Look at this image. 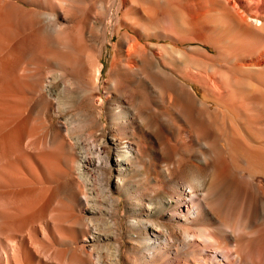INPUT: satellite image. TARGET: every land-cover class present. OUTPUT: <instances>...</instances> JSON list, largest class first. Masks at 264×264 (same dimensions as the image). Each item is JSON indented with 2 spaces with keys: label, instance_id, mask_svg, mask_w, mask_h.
<instances>
[{
  "label": "bare ground",
  "instance_id": "obj_1",
  "mask_svg": "<svg viewBox=\"0 0 264 264\" xmlns=\"http://www.w3.org/2000/svg\"><path fill=\"white\" fill-rule=\"evenodd\" d=\"M206 1L212 12L221 9L231 12L233 22L250 28L254 34H264V26L259 28L255 21L248 23L246 17L236 14L240 8L263 11L264 0ZM120 11L125 18L120 19ZM134 15L138 19L146 17L142 9L134 8L132 0H0V264H120V226L109 219L112 214L120 216V192L127 202L122 212L129 215L130 237L149 256L171 249V243L186 250L196 238L203 241L204 245L200 243L203 252L208 250L207 244L225 241L227 258L234 260L236 236L242 233H236L229 223L235 211L228 210L227 224L211 216L205 198L207 190L226 195L232 192L235 201L249 203L254 215L264 213V188L256 185L255 176L248 181L242 178L243 173L235 172L234 161L223 147L225 138L219 134L220 171L214 166L205 169L200 164L183 161L176 166L182 181L169 182L168 191L167 185L159 189L151 183L133 192L127 186L139 166L138 158L142 161L145 157L132 153V143L127 137L120 138V131L125 134L131 129L128 119L131 108L125 105V93L132 92L145 64L164 73L159 65L150 63L147 50L150 45L141 43V33L133 27ZM121 27L126 32L120 38ZM75 35L84 40L85 55L82 51H68V43L63 40L70 41ZM114 37L117 41L111 78L104 81L103 99L98 95L104 66L96 56V48L100 45L106 48ZM205 45L211 49L205 59L212 62L220 50L217 45ZM160 55L163 52L154 53L155 57ZM193 55L179 52L176 57L181 65L186 58L194 62ZM251 55L249 64L239 67L264 72V47L255 49ZM198 72L193 69L189 76L173 77L168 73L173 88L166 93L164 104L157 97L152 103L157 107L154 115L159 116L155 126L165 138L200 148L204 153L197 158H205L209 156L205 139L197 132L202 107L209 116L227 112L231 94L219 78L208 77L214 97L198 99V93L193 92L203 85ZM130 95L134 105L141 103L138 94ZM187 97L192 103L190 108L186 105ZM255 100L247 96L246 103L262 104ZM237 108L242 116H252L243 104ZM147 115L144 108L139 111L140 118L146 119ZM172 115L177 122H170L168 117ZM182 115L188 119L185 121ZM260 117L264 119V113H259ZM105 121L109 125L107 131ZM168 123L171 128L166 127ZM164 158L183 160L174 153ZM259 160L258 163L257 158L254 160V166H260ZM104 170L108 171L111 183L105 182ZM135 192L132 202L130 197ZM189 226L196 229V235L189 233ZM256 243L246 254L242 252L246 255L244 264H264V237Z\"/></svg>",
  "mask_w": 264,
  "mask_h": 264
},
{
  "label": "rangeland",
  "instance_id": "obj_2",
  "mask_svg": "<svg viewBox=\"0 0 264 264\" xmlns=\"http://www.w3.org/2000/svg\"><path fill=\"white\" fill-rule=\"evenodd\" d=\"M132 1L134 8L142 9L147 17H144L145 19H138L137 16L134 15L136 19L132 20L134 24L133 27H136L135 30H139L141 33V43H149L148 45H150V47H147L148 56L151 58L150 63H152V65H159L161 69L164 70V73L156 71L157 69H153L152 66H150L151 68L146 64L145 67L143 66L144 68H142L141 71L142 75L137 78L138 80H136L134 86H132L133 88H131L133 93L139 95L138 97L141 100L139 105L133 104V98H130V94H133L132 92L125 93V105H128V107L131 108L129 109L130 111H128V119L131 129L126 131L125 134L120 131V138L121 140H124L125 137H127L132 143V153H141L143 158L145 157L142 160L143 162L141 161V157L138 158L139 166L136 165L138 167H136L135 174L133 173V177L131 178V182L133 183H127V186H131L133 192L134 189H137L138 187L142 188L147 185L149 186V183H151L152 186L154 185L155 188L159 189L161 186L162 188H167V185L168 188L166 191H168L172 182L174 184L177 182L181 183V172L180 170L177 171L176 166H179V163L183 161L187 164H200L205 167V169L214 166V168L220 171L221 164L218 153H221V149L219 150L217 148V136L219 134L225 138L226 142L223 143V147H225L228 150V153H230V160L234 161L235 172L238 174L243 173L242 178L248 181H251V176H255L254 180L256 185L258 184L264 188V119L261 117L260 119L258 118L259 113H264V72L256 71V68L253 67H239L242 64H249V59H251L250 56H252L251 53H253L255 49L262 46L264 47V43L262 42L264 41V34H254L250 28L243 27L239 22L236 24L233 22L231 12H225L223 9H221L222 12H220L221 10L212 12L209 7L210 4L206 0ZM209 9L210 11H208ZM254 10L240 8L236 11V14H238V17H246L248 23L255 21L258 27L261 28L264 26V10ZM120 12V19L125 18L123 12ZM203 13H205L206 16ZM207 15L211 16L208 17ZM203 16L204 18H202ZM207 17L211 19H208ZM251 18L252 20H250ZM241 20L242 19L240 18V21ZM258 21L262 23L260 24ZM91 32L93 34L95 33L93 30H91ZM109 32H111V29ZM120 32L121 38L126 31L121 27ZM134 33L132 32L131 35L136 37V33ZM76 36L79 37V35H75L74 37L76 38ZM75 38H73L74 40L71 38L70 41H68L69 39L63 40L65 44L68 43V51H72L73 53L82 51L81 54L85 55L86 50L85 52L83 51L84 49L82 50L83 45L85 44L84 40L81 37L76 38V40ZM116 41L117 37H114L113 41L109 43L106 48H103L101 45L96 48V56H98L100 62L104 66L102 68V76L99 85L101 86V91L98 95L103 99L106 96L104 91L105 82L111 78V61L113 60L112 57L115 51ZM181 41L185 44L180 43ZM204 43L217 45L220 50L219 55L216 56L212 62H208L205 59V56L211 53V49ZM155 52L158 54L159 52H163V55H160L161 57H155ZM179 52L188 55L193 53L194 62H190L186 58L183 64L180 65L176 57ZM87 53L89 54V52ZM165 66H168L169 68H165ZM193 69L199 71L198 73L201 75L200 78L202 79L203 84L202 88L199 89L197 87L194 88V91L192 90L193 92L198 93V99H201L203 96L214 97L213 90L209 86L210 81H208V77L219 78L224 84H226V87L231 94L226 106L228 109L227 112L223 110L225 111L224 113L218 112L215 115L209 116L205 113L204 108L202 107L197 124L198 130H196L199 137L202 140L205 139L204 143L208 149L207 153H209V156L205 158H199L200 156L197 158L199 153H204L200 148L188 145L183 146L172 139L168 141L162 134V131L155 126V121L158 120L159 116L154 115L157 107L154 106L152 100L157 97V99L163 101L162 103L164 104L166 101V93L173 88L171 77L167 74L169 73L170 76L175 74L189 76ZM121 79L120 74V80ZM122 83L123 82L120 81V89L123 86ZM188 91L192 92L189 87ZM247 96H252L254 100L256 99L255 102L261 101L262 104L252 106L249 103H246ZM239 104H243L247 113L252 116H242L237 108ZM186 105H188L189 108L192 106L191 100L188 97L186 98ZM142 108L148 113L146 119H142L139 116V111ZM212 109H214V107ZM182 117L184 120L187 118L185 115H182ZM168 118L170 122H177V118L174 115L169 116ZM104 126L107 131V128L109 127L108 121H105ZM166 127L171 128L172 126L168 123ZM143 153H153L154 156L149 157ZM172 153L178 154L183 160L179 161V158H176L177 162L175 160L170 161L164 158L167 154L172 156ZM160 154L164 159L163 160L160 157L161 162L159 161ZM256 158L257 163L258 159H260V166H254V160H256ZM172 163H175L173 168ZM104 174L105 182L111 183V177L109 176L108 171L104 170ZM140 174L141 177L138 178ZM142 175H144V178H142ZM145 178H148L150 182L148 179L145 182ZM216 183L219 186L220 183ZM229 194L230 195L221 194L220 192L217 193L214 189H210L205 192V198L210 215L216 219H222L223 224H227L226 220L229 217L228 210L235 211L234 219L231 221L228 219V221L232 224V228L236 230V233H242H238L239 235L237 234L236 236L237 248L235 251H237V253L234 254L235 257L234 260H232L233 262L227 258L226 251L228 250V247L225 241L223 242L221 240L217 243L213 241L214 243L211 242L207 244L209 247L207 246L206 250H208L203 252L200 251L203 247L200 243L202 242L203 244V241L200 239L197 241L196 238L190 242L188 248L186 247V250L180 248L178 244L171 243V249H164V252L158 251L159 253L155 251V253H152L153 256L150 254L152 257L150 258L149 254L147 255V252H144L143 248H141L142 246L130 237L128 223L130 220L129 215H124L122 212L126 209L125 205L127 202L125 201L122 192H120L119 200L122 208H120V216L117 215V217L115 214H112L109 217V219L117 221L120 226L118 235L120 236L119 239L121 246L120 264H203V262L204 264H244L246 255L244 256L242 252L246 254L249 248L257 245V239L264 237V213L262 215H254L252 209L249 208V203L247 201H235L233 193L230 192ZM133 196L130 197V201L132 200V202L136 198V192L133 193ZM183 205H186V203H183ZM75 206L76 213H78L77 205ZM179 210L185 212V209L183 210L180 208ZM155 220H157V222L160 221V219ZM191 228L188 229V231H190L189 233L191 235H196V231H194L196 229H193V227ZM240 246L242 247L241 250ZM192 248L194 250H191ZM158 257L160 258L158 259ZM184 258H187V261Z\"/></svg>",
  "mask_w": 264,
  "mask_h": 264
}]
</instances>
